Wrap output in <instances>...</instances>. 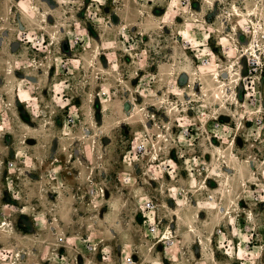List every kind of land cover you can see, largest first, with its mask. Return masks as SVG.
Instances as JSON below:
<instances>
[{
    "label": "rangeland",
    "instance_id": "374dc122",
    "mask_svg": "<svg viewBox=\"0 0 264 264\" xmlns=\"http://www.w3.org/2000/svg\"><path fill=\"white\" fill-rule=\"evenodd\" d=\"M255 8L263 18L264 0H0V264L20 254L29 264L53 255L83 264V254L188 264L193 252L207 258L210 234L218 260L264 264L253 247L264 245V122H255L264 113L248 101L240 47ZM204 113L227 130L212 147L199 133ZM145 194L158 204L157 237L169 228L172 244L144 235ZM219 226L242 260L219 248ZM49 229L77 236L78 249Z\"/></svg>",
    "mask_w": 264,
    "mask_h": 264
},
{
    "label": "built area",
    "instance_id": "2783aa9c",
    "mask_svg": "<svg viewBox=\"0 0 264 264\" xmlns=\"http://www.w3.org/2000/svg\"><path fill=\"white\" fill-rule=\"evenodd\" d=\"M258 9H253L252 11L248 12L247 15L244 17L243 20H245L243 24V32L247 36V38H250L249 42L245 43V45L241 44V55L245 57L246 59V73L243 77H245V90L246 95L248 97V101L250 104L254 105L256 108L255 114L264 113V109L260 102H262L263 94H264V17H260V12H257ZM253 42V43H252ZM201 65L202 66H209L212 64V56L211 53L208 54H202L201 58ZM261 104V105H260ZM260 106V107H259ZM204 117L207 120L206 124L208 123L209 126L207 127L205 124V127L199 131V133L204 136L209 144L210 147L213 146V140L218 138L221 140H224L223 138H226L227 136V130L224 129V125L219 120V117L216 116V114H210V113H204ZM209 117V118H207ZM256 124H262L264 122L263 116H257L255 118ZM186 134L190 135V130L186 129ZM230 144V143H229ZM146 147L143 143L137 144L135 147H133V150L129 154L130 159L132 160L137 155L143 153L145 151ZM10 167L13 166V162H9ZM133 179V176L131 173H125L121 177V181L124 183H130ZM208 199L213 200V195H210ZM138 208L141 212L143 219H144V226L145 231L144 235L146 237H157L159 233V215H158V204L155 202L154 198L149 195H141L137 199ZM165 231L162 232L160 236L157 237L156 243L158 242H168L169 244H172L173 241H169L170 238H165ZM217 238H219V248L224 249V253L226 255H231L233 251H235V254L237 255V258L240 259L242 257L241 255V249L240 246L236 250V246L233 245V241L227 239V235L225 232V229L222 227H218L215 231ZM56 242L60 245H67L66 247L77 248L78 249V243L77 236L68 237L66 234H58L56 236ZM165 240V241H164ZM248 244H251V240H248ZM70 243V245H68ZM255 249H257V252L255 254L254 258L255 261L264 260V245H254ZM90 252L95 251V244H87L86 247ZM103 249V248H102ZM255 251V250H254ZM250 255H253L252 253ZM83 259L88 264H96L95 263V257H91L88 254H83ZM94 258V259H93ZM252 257H249V259ZM242 260V259H240ZM246 258L242 260V264L246 263ZM121 261L125 264H137V261L133 255H128L126 258L122 257ZM264 262V261H263Z\"/></svg>",
    "mask_w": 264,
    "mask_h": 264
},
{
    "label": "bare ground",
    "instance_id": "6f19581e",
    "mask_svg": "<svg viewBox=\"0 0 264 264\" xmlns=\"http://www.w3.org/2000/svg\"><path fill=\"white\" fill-rule=\"evenodd\" d=\"M253 43V42H252ZM214 73H216V72H214ZM218 74V73H217ZM216 75V74H215ZM240 75L242 76V73H240ZM217 77V76H216ZM235 79V81H237L239 78H234ZM224 85H227V83H224ZM221 87H219V89H220ZM219 89H216V88H214V89H212V90H210V91H212L213 92V96H214V98H216V99H221L222 98V94L223 93H225V94H228V93H226L227 91H228V89H226V86L223 88L224 89V91H221V90H219ZM227 90V91H226ZM221 92H222V94H221ZM216 100H211V102H215ZM217 102V101H216ZM221 103H224L225 104V100H223V101H221ZM146 124V126H148L147 125V123H145ZM144 125V124H143ZM232 157H236L235 156V154L232 152ZM236 159L240 162V160L241 159H239V157H236ZM244 161V160H243ZM228 183H229V180H228ZM228 191L227 189L226 190H224L222 193H223V199H222V201L226 198L225 197V195H227V193L226 192ZM221 193V194H222ZM220 197L221 196H219V199H220ZM239 204H240V202H238L237 203V214H239V209H241V205L239 206ZM220 204H219V200L218 201H215L214 202V204H213V207L217 210V211H219V215L223 218V219H227L228 217H230V218H233V216H234V214L232 213V209H231V206H229V205H227V206H219ZM248 212H249V214H251V216H252V213H251V210H248ZM197 214H198V212H196V214L194 215L195 217H194V221H196V218H197ZM175 215H176V217H175V221L177 220V222H179L180 224H186V221H185V218H184V216H183V214L181 213V211H180V209H176L175 210ZM188 223V222H187ZM189 224V227H190V229H189V231H191V232H194L195 231V225L193 224V221H191V222H189L188 223ZM168 235H171V230L168 228V230H166V234H165V238H168L167 236ZM208 239V242H211L210 243V254H212V256L210 257V259H212V261H213V264H218V259H217V256H216V249H215V247L213 246V240H212V235L210 234L209 235V237L207 238ZM18 262H16L15 264H17Z\"/></svg>",
    "mask_w": 264,
    "mask_h": 264
},
{
    "label": "crops",
    "instance_id": "0c3cea01",
    "mask_svg": "<svg viewBox=\"0 0 264 264\" xmlns=\"http://www.w3.org/2000/svg\"><path fill=\"white\" fill-rule=\"evenodd\" d=\"M190 135H194V132L193 131H190ZM197 135H199V133H197ZM224 183V182H223ZM34 227V226H33ZM32 230H33V232H35V234H36V232H38V234H41L40 233V231L37 229L36 230V228H32ZM46 235H48V237L49 238H56V234L53 232V230L52 229H49V230H47V233H46V231H45V236ZM35 237H36V239H38V240H36V241H34V242H36V243H44V239H41V237H39V236H37V235H35ZM42 242H41V241ZM21 253V252H20ZM52 254H54V253H52ZM25 254H20V256H22V257H20L19 259L17 258V259H12V261L13 262H16V260H18V263L17 264H20V262H23V264L25 263V264H29V263H27V262H25L24 260L27 258V256L25 255ZM212 256V254H210V252H209V254H208V256H207V258H203L202 256H198L197 257V255L196 254H194V252L192 253V257L190 258V260H187V261H189V263L188 264H205V262H204V259L206 260V262H208V263H210V264H213V261H212V259H210V257ZM22 258V259H21ZM226 258V262L225 261H220V260H218V264H231V262H230V259L228 258V257H225ZM22 260V261H21ZM41 261L39 262V263H34V264H57V259L54 257V255L53 256H49L47 259L46 258H42L41 257V259H40ZM10 262V264H14L13 262ZM184 263H186V262H184ZM68 264H79L78 263V259L75 261V259L73 258V260H72V262L71 263H68ZM83 264H87L85 261H84V259H83Z\"/></svg>",
    "mask_w": 264,
    "mask_h": 264
}]
</instances>
